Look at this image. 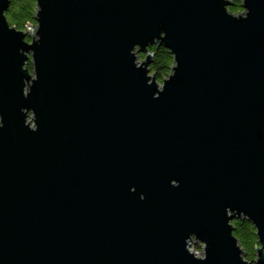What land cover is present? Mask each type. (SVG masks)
Masks as SVG:
<instances>
[{"label": "water", "instance_id": "95a60500", "mask_svg": "<svg viewBox=\"0 0 264 264\" xmlns=\"http://www.w3.org/2000/svg\"><path fill=\"white\" fill-rule=\"evenodd\" d=\"M36 2L0 0V264H264V0Z\"/></svg>", "mask_w": 264, "mask_h": 264}, {"label": "trees", "instance_id": "16d2710c", "mask_svg": "<svg viewBox=\"0 0 264 264\" xmlns=\"http://www.w3.org/2000/svg\"><path fill=\"white\" fill-rule=\"evenodd\" d=\"M230 1L232 2V6L229 7V10L232 13L237 14L243 12L240 0ZM36 12V0H12V5L7 13V17L11 26H15L17 29L24 31L29 26L36 25L34 19ZM148 51L154 53V58L150 65L151 74L156 76L158 82L161 83L171 74V68L174 65V57L170 51L164 47L154 46L149 48ZM140 58L145 59L146 55L141 54ZM28 68L31 72L33 71L31 63H29ZM233 226V234L245 251L246 260L248 262H254L252 258L256 255V247L258 246L256 229L247 219L235 220Z\"/></svg>", "mask_w": 264, "mask_h": 264}, {"label": "clouds", "instance_id": "9594fccd", "mask_svg": "<svg viewBox=\"0 0 264 264\" xmlns=\"http://www.w3.org/2000/svg\"><path fill=\"white\" fill-rule=\"evenodd\" d=\"M241 4H243V0H240ZM250 16V12L246 15H243L242 17L241 16H237L236 18H234L236 21H241V20H247ZM155 39V38H154ZM136 47V46H135ZM135 47L132 49V55H134V52L133 50L135 49ZM133 64H134V67L136 70L139 71V68H138V65H137V62L136 60L133 61ZM180 68V64L178 63V66L176 67V71L174 74H170V75H173L174 76V79L176 78L177 76V71L178 69ZM147 77V76H146ZM148 79V77H147ZM173 79V80H174ZM172 80V81H173ZM148 86L149 87H155L157 89V95L155 96L156 99H159L161 97V95L163 93H165V88L163 86V82H161V84L159 86L151 83L148 79ZM33 95V88L31 86H29L28 88H25L24 86V89H23V97L25 99V97H28V99H25V101H28L29 98ZM3 107V104L0 103V108ZM24 109H29V110H33L29 107H24L21 109V113H22V116L24 117V124H25V127H27L31 132L33 133H36L39 131V125H38V119L33 121L29 118H27L24 114ZM5 125H4V117L2 114H0V131H2L4 129ZM142 201H145V200H142ZM261 250H264V248H262ZM205 259H207V257H204ZM254 261H259L260 260V256L258 254L254 255L253 258H252Z\"/></svg>", "mask_w": 264, "mask_h": 264}, {"label": "rangeland", "instance_id": "374dc122", "mask_svg": "<svg viewBox=\"0 0 264 264\" xmlns=\"http://www.w3.org/2000/svg\"><path fill=\"white\" fill-rule=\"evenodd\" d=\"M198 247H202V248H198ZM191 250L194 251L196 254H198V256H204L203 246L200 243L196 244V245L192 244ZM244 258H245V255H244ZM245 260H246V258H245Z\"/></svg>", "mask_w": 264, "mask_h": 264}]
</instances>
